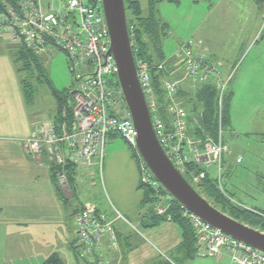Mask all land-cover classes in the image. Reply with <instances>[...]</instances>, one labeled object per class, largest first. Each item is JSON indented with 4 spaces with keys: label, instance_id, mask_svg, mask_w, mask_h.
Returning a JSON list of instances; mask_svg holds the SVG:
<instances>
[{
    "label": "built area",
    "instance_id": "2783aa9c",
    "mask_svg": "<svg viewBox=\"0 0 264 264\" xmlns=\"http://www.w3.org/2000/svg\"><path fill=\"white\" fill-rule=\"evenodd\" d=\"M128 30L136 54L134 26L129 24ZM4 34H9L5 37L13 43L23 45L36 54H42L47 48H59L66 52L73 66L78 85L69 92L73 108L69 130L65 125L64 133H59L55 123L49 121L36 126L24 144L26 152L39 158L45 152L54 160L60 188L71 189L70 177L74 173L89 171L94 161L98 162L102 171L110 134L120 135L136 149L138 134L118 80L117 62L110 53L111 38L102 0H60L58 7L54 6L53 0H20L16 6L6 3L0 10V37ZM176 57L178 64L184 67V74H168L162 78L167 122L159 114L161 104L151 67L146 61L136 58L138 77L156 134L167 155L191 184L200 183L206 177L208 168L216 165L217 182L221 185L223 159L228 153L221 107L226 87L234 73L229 74L226 81L222 80V68L210 58L201 39L190 38L179 43ZM165 67L164 62L158 65L162 71ZM187 79L212 81L217 88L220 116L216 139H193L188 135L189 113L181 97V89ZM193 167L200 168V171ZM139 168L140 184L160 197L154 207L155 214L166 215L169 203L165 204V201L172 196L142 161ZM186 212L201 253L213 257L228 253L231 261L239 264H264V252ZM118 216L127 221L119 212ZM74 224L75 247L80 257L92 264H108L103 240L108 236L111 243L117 245L113 223L97 207L84 205L75 214Z\"/></svg>",
    "mask_w": 264,
    "mask_h": 264
},
{
    "label": "crops",
    "instance_id": "0c3cea01",
    "mask_svg": "<svg viewBox=\"0 0 264 264\" xmlns=\"http://www.w3.org/2000/svg\"><path fill=\"white\" fill-rule=\"evenodd\" d=\"M148 1L146 0L145 9L143 8L145 12L147 11ZM203 1L209 4L210 13L212 0ZM225 1L220 0L222 3H225ZM194 2L201 1L195 0ZM249 2L259 4L260 0H249ZM215 4H219V1ZM263 9L264 6L260 7V10ZM259 35L260 30L256 31L254 37ZM167 38V36L163 38V50L166 47ZM199 39L203 40L204 48L207 52L208 50L210 52L209 47L206 46V40L204 38ZM3 42L10 46L17 45L8 38L0 37V63L1 57L8 55H5L2 51L6 46ZM178 45L175 46L172 54H167L164 50L166 56L164 63L171 65L172 74L180 76L184 74V67L177 62L176 50ZM6 50L9 52L12 49L7 47ZM211 57L215 59L214 55ZM1 66L0 81L10 83L12 88L22 96L23 80H21V77L19 79V72L13 70L11 66H7L8 70L5 72L3 66ZM224 70H228V67H225ZM255 74L247 67L236 79L237 91L233 93L231 105V122L233 124L238 115L244 117V122L256 121L254 116L257 113H253L249 109L251 107H241V104L250 103L253 89H262L261 86H264V84H261V78H257ZM201 85L202 82L200 81L187 79L181 90L194 93ZM245 95L248 96V99L242 102V97ZM246 113L249 116L244 115ZM55 116L41 120L36 118L37 120L30 122L23 129H21L22 126L17 129V122H11L9 126L14 127L11 134H3L8 132V130H5L8 124L4 123L7 121V116L5 115L2 118L0 116V133H2L0 135V264H41L44 259L53 253L58 254L65 264H80L72 245L76 239L74 216L84 205L97 207L113 223L117 234V245H113L108 236H106L108 237L107 242L103 243L104 256L108 264H239L231 261L228 253L213 257L201 253L199 249L194 258L186 257L179 250L183 240L182 230L170 218L156 226H146L145 222L148 221L147 218L152 215V212L151 208H147L150 203H144V190L139 188L141 186L140 171H138V175L132 173L130 190L133 191H130V197L118 195L115 197L117 202L110 201L109 204L106 203L108 201L105 199L106 202L102 203L101 206H98L97 202L92 200V194H88V196L80 195L81 186L83 187L88 181H93L94 178L96 179V174H99L97 161H94L89 171L72 175L74 180L70 181L71 189L64 190L60 188L54 160L45 152H42L39 158L26 152L24 148L26 139L31 136L35 127L49 121L54 122ZM10 120L14 121L11 117ZM257 121H260V119ZM116 136L118 134L109 135L102 166L104 160H106L107 167L114 168L119 149L115 147L107 148V146ZM228 153L225 157V164ZM127 154L129 155L128 152ZM238 160L239 157L236 159V163L244 162V159ZM232 163L235 165V160ZM129 164L132 169L135 168L136 164L131 156ZM92 185L96 186L95 183ZM70 199L77 200L78 203L72 205ZM247 208L264 210L256 207ZM118 212L127 221L120 218Z\"/></svg>",
    "mask_w": 264,
    "mask_h": 264
},
{
    "label": "rangeland",
    "instance_id": "374dc122",
    "mask_svg": "<svg viewBox=\"0 0 264 264\" xmlns=\"http://www.w3.org/2000/svg\"><path fill=\"white\" fill-rule=\"evenodd\" d=\"M141 1L145 9L146 0ZM194 1L181 0L178 4L169 2L157 4L158 17L162 22L169 25L167 26L168 38L166 47H164L165 52L172 54L177 44L190 38H204L206 46L209 47L211 52L208 50L210 58L222 68V80L226 81L227 76L234 73L226 87V95L237 91L236 79L247 67L256 73L257 78H261V84L263 85L264 10H260V7L264 6V0H261L260 2L263 3L259 4L249 2V0H226V4L220 2V0H212L210 13L209 4L206 1L200 0L201 2L196 3ZM217 1H219V4H215ZM53 4L58 7L60 0H53ZM259 30L260 35L254 37L256 31ZM6 35L9 34H4L2 38H7ZM3 43L6 46L2 51L5 55H8L1 57L0 64L3 67L0 66L5 72L8 70L7 66H11L13 70L19 72V79L21 77V80H23L22 96L12 88L10 83L0 81V116L2 118L6 115L7 121L4 123L8 124L5 129L8 132L3 134H11L14 129L13 126H9L11 122H17V129H19V126H22L21 129H23L24 126L35 121L36 118L38 120L53 118L56 114V101L52 90L55 89L59 93L64 92L68 96L70 90L78 85V82L69 57L63 50L56 47L47 48L40 56V60L46 69V75L50 79V84H48L46 81L39 80V73L36 69L27 70L23 68L21 70L23 62L16 53L18 46L21 47L20 44L10 46L6 42ZM7 47H11L12 50L8 52ZM212 55L215 56L216 60L211 57ZM225 67H228V70H224ZM261 87L262 89H253L250 103L241 104L242 108L251 107L249 109L253 113H257L254 116L256 121L244 122V117L238 115L235 123L231 122V126L224 129V140L230 151L228 148L229 153L226 164L224 158L222 184H219V187L224 188V191L231 195V199L237 204L264 209V140H262L264 139V86ZM247 99V95L243 96L242 102ZM67 102L72 106L69 96ZM200 111L201 107L195 104L190 112L188 135L193 139H195V133L200 124ZM248 113H250L249 110ZM244 115L249 116L247 113ZM10 117L14 121H11ZM259 119L260 121H257ZM237 132L239 133L236 134ZM109 147L119 149L114 168H108L107 162L104 160L102 171L98 168L99 174H96V179L94 178L93 181H88L83 187L81 186L80 191L81 196L92 194V200L97 202L98 206L105 203V199L108 201L107 204L110 201L117 202L115 197L118 195L130 197V191H133L130 190L132 173L138 175V171H140V157L134 156L137 150L131 147L121 136H116L108 144L107 148ZM125 149L131 159L135 161L136 165L133 169L130 167V156L125 152ZM238 157L240 161L244 159V162L236 163ZM233 160H235V165L232 163ZM217 170L216 165L208 168L210 176L216 180H218ZM92 182L96 186H93L94 183ZM158 198L160 197L156 194L150 195L148 198V204L151 205L149 204L147 208H151L154 213V207L158 205ZM70 200L72 205L78 203L77 200ZM165 202V204L169 203L167 211L169 212L172 207V198L170 200L166 198ZM107 238H104L103 243L107 242ZM84 260L81 257L78 259L80 264H86Z\"/></svg>",
    "mask_w": 264,
    "mask_h": 264
},
{
    "label": "trees",
    "instance_id": "16d2710c",
    "mask_svg": "<svg viewBox=\"0 0 264 264\" xmlns=\"http://www.w3.org/2000/svg\"><path fill=\"white\" fill-rule=\"evenodd\" d=\"M16 1L17 0H0V10L3 9V6L6 3L14 5ZM161 1H167L174 4L180 3V0H149L146 12L143 9L141 0H125V5L128 25L132 24L134 26V34L137 41V51L135 56L136 58L146 61L151 67L152 78L156 86L157 98L161 104L159 114L161 118L167 122L169 118L166 112V105L162 90V78L168 74H172V69L171 65L168 63L166 64L164 71L158 69V65L163 63L166 57L163 50V38L167 36L168 26L167 23L162 22L158 17L157 4ZM16 53L19 59L23 62L21 70L23 68L27 70L36 69L39 73V80L46 81L50 84V79L46 75V69L40 60V56L42 54H36L23 45L17 49ZM52 94L57 103V114L54 119L56 130L59 133H64L63 127L65 125L66 127H70L72 122L73 108L67 102V97H70V94L68 93L67 96L64 92L59 93L55 89L52 90ZM181 97L184 100V105L187 108L188 113L191 112V109L195 104H198L201 107L199 115L200 124L196 130L195 138L204 140L206 137H211L216 139L218 135L220 108L218 104V92L215 84L212 81H204L202 82L200 88L194 93L181 90ZM232 97V92L228 95H224L221 107V123L223 129L231 126ZM190 119L191 113L189 115V120ZM69 127L67 130H69ZM134 156L139 157L137 151ZM140 163L141 161L139 158V164ZM193 168H195L196 171H200V168L198 167ZM70 178L72 181L74 180L73 176ZM192 185L203 197L224 213L264 232V210L251 209L235 203L231 199V195L224 191V188L219 187L217 180L213 179L209 172L200 183ZM139 188L143 189L144 186L141 185ZM143 190L144 203H148V198L154 193L149 188H145ZM167 218H170L173 222L177 223L182 230L183 240L179 246V250L182 251L186 257L191 259L194 258L198 253L196 233L186 209L183 208L176 200H172V207L166 215L158 216L152 212V215L147 218L148 221L145 222V225L156 226L157 224L167 220ZM75 241L72 247L75 251L77 259H79L80 255L75 247ZM84 261L86 264H92L86 262V260ZM41 264H65V262L58 254L53 253L44 259Z\"/></svg>",
    "mask_w": 264,
    "mask_h": 264
},
{
    "label": "water",
    "instance_id": "95a60500",
    "mask_svg": "<svg viewBox=\"0 0 264 264\" xmlns=\"http://www.w3.org/2000/svg\"><path fill=\"white\" fill-rule=\"evenodd\" d=\"M111 38L110 53L118 65V80L137 130L136 150L141 161L174 200L187 211L228 236L264 252V232L224 213L203 197L174 165L154 128L140 83L131 46L125 0H102Z\"/></svg>",
    "mask_w": 264,
    "mask_h": 264
},
{
    "label": "bare ground",
    "instance_id": "6f19581e",
    "mask_svg": "<svg viewBox=\"0 0 264 264\" xmlns=\"http://www.w3.org/2000/svg\"><path fill=\"white\" fill-rule=\"evenodd\" d=\"M20 0H17L15 3H14V5L16 6L17 4H18V2H19ZM128 22V21H127Z\"/></svg>",
    "mask_w": 264,
    "mask_h": 264
}]
</instances>
